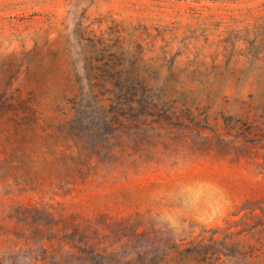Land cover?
I'll return each instance as SVG.
<instances>
[{"label": "rangeland", "instance_id": "1", "mask_svg": "<svg viewBox=\"0 0 264 264\" xmlns=\"http://www.w3.org/2000/svg\"><path fill=\"white\" fill-rule=\"evenodd\" d=\"M253 207L264 0H0V264L39 256L15 234L30 209L139 214L188 242ZM241 240L264 264V235Z\"/></svg>", "mask_w": 264, "mask_h": 264}, {"label": "trees", "instance_id": "2", "mask_svg": "<svg viewBox=\"0 0 264 264\" xmlns=\"http://www.w3.org/2000/svg\"><path fill=\"white\" fill-rule=\"evenodd\" d=\"M249 210L250 214L259 210L264 216L262 207ZM40 212L49 221L35 219L39 212L30 209L20 214L15 226L21 240L39 247L32 264H244L258 257L259 249L244 245L241 238L264 235V220L259 216L254 225L242 223L237 232L230 231V225L207 231V238L186 242L139 214L83 221L63 208L54 214ZM217 234L220 240L215 239Z\"/></svg>", "mask_w": 264, "mask_h": 264}]
</instances>
